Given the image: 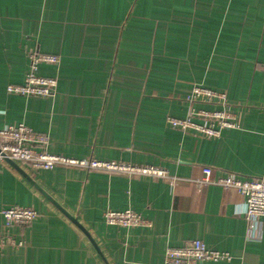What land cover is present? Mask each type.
I'll return each instance as SVG.
<instances>
[{
  "label": "crops",
  "instance_id": "0c3cea01",
  "mask_svg": "<svg viewBox=\"0 0 264 264\" xmlns=\"http://www.w3.org/2000/svg\"><path fill=\"white\" fill-rule=\"evenodd\" d=\"M31 51L59 57L37 67L56 78L49 96L6 88L23 81ZM194 85L224 92L237 125L209 137L171 127L168 116L210 105L184 99ZM18 123L46 134L48 152L181 179L16 161L87 235L3 160L0 209L37 216L4 226L0 214V264H164L166 248L190 238L229 253L202 264H264V218L249 231L241 194L190 180L203 165L264 176V0H0V127ZM127 208L149 224L105 221Z\"/></svg>",
  "mask_w": 264,
  "mask_h": 264
},
{
  "label": "built area",
  "instance_id": "2783aa9c",
  "mask_svg": "<svg viewBox=\"0 0 264 264\" xmlns=\"http://www.w3.org/2000/svg\"><path fill=\"white\" fill-rule=\"evenodd\" d=\"M58 61L59 57L55 54L31 51L29 53L30 66L23 81L7 84V90L25 96H49L53 94L57 83L56 78L38 74L37 67L42 62L55 64ZM184 99L189 102L195 101L210 105L189 109L183 117L168 116L167 122L171 127L184 132L193 131L209 137L219 135L224 128L237 125L233 113L227 107L225 93L222 91L202 85H194ZM47 139L46 134L36 132L24 123L0 127V162L4 160L3 155H6L14 161L23 162L34 168H52L59 163H73L168 176L171 177L172 182L181 179L177 176H170L166 170L152 164L129 166L114 161L77 160L51 153L44 149ZM190 180L195 182L197 188L203 184H216L224 190H235L241 194L246 205L245 215L249 221V231L253 230L257 220L264 218V176L246 178L233 172H227L224 175L214 177L212 176V167L203 165L202 175ZM0 214L4 226H11L29 223L37 216V210L28 206L10 205L2 207ZM104 218L109 224L121 226L149 224L146 218L131 208L106 210ZM228 258V252L210 248L199 238H190L180 246L167 247L164 253V264H202L205 260L219 261Z\"/></svg>",
  "mask_w": 264,
  "mask_h": 264
},
{
  "label": "water",
  "instance_id": "95a60500",
  "mask_svg": "<svg viewBox=\"0 0 264 264\" xmlns=\"http://www.w3.org/2000/svg\"><path fill=\"white\" fill-rule=\"evenodd\" d=\"M3 158L8 162L13 168H15L22 176L29 180L38 190H40L61 212H63L70 220H72L77 226H79L86 234L87 231L81 226L79 221L74 218L70 213H68L56 200H54L16 161L12 160L6 155ZM88 235V234H87ZM105 264H108L105 259H103Z\"/></svg>",
  "mask_w": 264,
  "mask_h": 264
}]
</instances>
